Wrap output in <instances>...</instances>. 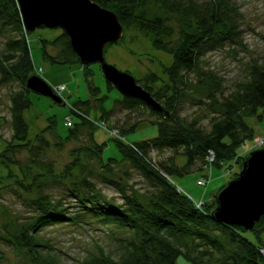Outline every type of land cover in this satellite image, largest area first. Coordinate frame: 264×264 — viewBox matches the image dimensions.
<instances>
[{
	"label": "trees",
	"instance_id": "1",
	"mask_svg": "<svg viewBox=\"0 0 264 264\" xmlns=\"http://www.w3.org/2000/svg\"><path fill=\"white\" fill-rule=\"evenodd\" d=\"M92 1L114 12L125 30L140 28L151 34L153 48L172 58L170 65L164 66L167 81L156 73L137 81L162 105L165 113L153 112L142 101L121 94L114 100L113 107L107 109L109 95L103 99L99 97L100 89L93 81V71L90 66H82L72 50L69 36L62 30L54 40L39 39L43 56L53 65L80 66L90 98L78 100L71 107L72 126L65 138L56 133L53 121L34 140H29L24 113L32 106V92L26 83L30 76L37 74L28 38L32 32L25 29L18 1L0 0V34L11 32L17 36L7 41L0 53V86L12 81L21 84V88L11 95L12 138L7 142V153L2 159L20 170L23 179L17 182L19 186L28 194L36 195L28 203L33 212L29 223L9 241L25 251L34 262L61 264L58 256L51 252L49 243L41 237L42 229L63 223L83 227L94 221L105 226L113 224L121 232L130 233L131 238L123 241V253L118 259L101 250L99 257L89 255L81 264H175L181 255L193 264H264L260 252L264 248V216L252 231L221 224L212 216L217 207L214 196L198 209L194 200L171 180L173 176L184 177L193 171H205L209 167L210 152L215 157L211 166L216 170L231 167L234 162L242 167L245 157H240L239 149L248 140L255 139L254 130L246 120L263 118L264 56L262 62L251 66L248 79L228 95H218L225 82L223 78L204 71L198 73V85L209 87V99L219 107V115L210 120L209 131L198 119L188 120L181 115L185 91L191 83L189 75L200 70L203 57L226 47L243 49L246 46L240 6L232 0ZM151 11L162 15L151 18ZM174 20L179 24L177 29L171 24ZM55 46L60 48L57 54L49 51ZM154 85L159 87L154 90ZM107 88L115 90L109 82ZM117 107L135 114L143 108L148 109L157 118L151 122L157 128V136L133 141L132 146L115 139L121 158L104 161L102 155L107 147L97 142L95 130L99 128L91 115L93 113L94 118L107 124ZM137 126L110 129H117L126 136L135 132ZM49 133L60 140V147L72 140L86 138L90 141L88 146L73 151V164L65 167L64 173H58L55 165L45 160L51 148L47 138ZM166 150L172 151L175 157L164 161L155 158ZM22 151L29 153L27 165L8 159L9 155ZM176 156H183L185 164L179 166ZM84 159H98L107 172L113 171L114 164H128L137 170L155 191L149 203L142 204L135 194L125 192L121 183L115 181L107 182H112L122 194L123 203L114 205L106 201L84 176ZM76 169L77 176L67 187L65 183L73 177ZM54 184L64 189L63 194L56 196L48 192ZM73 209L76 211H71ZM217 233H221L226 243L217 237ZM226 246H229L228 253ZM214 252H224L225 255L221 260H214Z\"/></svg>",
	"mask_w": 264,
	"mask_h": 264
},
{
	"label": "rangeland",
	"instance_id": "2",
	"mask_svg": "<svg viewBox=\"0 0 264 264\" xmlns=\"http://www.w3.org/2000/svg\"><path fill=\"white\" fill-rule=\"evenodd\" d=\"M232 1L240 6L244 16L242 29L246 46L243 49L226 47L224 50L206 54L200 63V70L196 74L189 75L191 83L187 85L185 91L186 100L182 106L181 115L188 120L198 119L206 131L210 130V120L219 115V107L212 102V99H209V87L198 85V73L204 71L223 78L225 82L218 95H228L239 83L248 79L251 66L262 62L261 59L264 56V0ZM157 15L162 14L150 12L151 18ZM171 24L174 29L179 26L175 20ZM61 34V29L46 28L37 29L28 37L34 66L38 72H41L40 76L54 89L60 86L65 88L54 91L64 100L65 106L56 105L50 99L33 93L30 95L32 106L24 113V118L29 126V140H34L53 121L56 133L65 138L69 133L70 125L67 124V119L71 116V107L78 100L86 101L90 98L80 66L53 65L43 56L39 39L54 40ZM16 37L11 32L1 33L0 53L4 51L6 42ZM59 50L60 48L57 46L49 48L53 54H57ZM104 56L109 65L115 66L121 72L131 74L137 81L152 73L164 77V66L170 65L172 60L165 52L153 48L152 35L146 34L140 28L124 29L121 39L115 44L108 45ZM89 66L93 71V81L100 89L99 97L103 99L105 95H109L110 99L105 107L111 109L114 100L120 98V93L116 89L108 90L100 64L95 63ZM164 78L166 80V77ZM206 82L209 84L208 81ZM158 87L159 85H154V90ZM20 88L21 84L17 81L0 86V264H41L40 261L34 262L25 251L12 245L9 241L19 235L29 223L33 212L28 203L30 199L36 197L35 194H28L17 183L23 179L18 167L7 165L2 159L7 153V142L12 138L11 95ZM261 114H263L262 120L257 118L246 120L254 130L255 139L248 140L239 149L240 157H245V160L250 153L264 149V113ZM91 118L101 121L94 118L93 113ZM156 120L157 118L152 116L146 108L135 114L122 111L117 107L114 114L110 115L107 120V124L109 128L123 130L137 124L135 132L124 136L128 143H132L157 136V128L151 124ZM95 131L98 143L106 144L107 147L103 152L102 159L108 161L121 158L120 151L113 141L117 137L111 136L105 130L96 129ZM47 138L51 143V148L48 150L45 160L52 162L58 173H64L67 166L73 164L74 150L88 146L90 142L83 138L82 140H72L60 147L58 145L60 140L53 133H49ZM29 157L27 151H22L15 155H9L8 159L12 158L22 165H27ZM171 157L175 156L170 150L155 155L159 161ZM176 161L179 166H182L186 159L183 156H176ZM83 162L86 165L84 176L95 185L96 191H100L105 200L111 204L120 205L123 203L122 194L111 184L113 181L121 183L125 192L135 194L139 201L145 205L149 203L150 196L155 192L150 182L128 164H114L113 171L107 172L98 159L90 161L84 159ZM241 171V165L234 162L233 166L221 170L209 166L205 171H193L184 177L173 176L171 180L193 200L201 201V199H209L211 194L215 196L224 185L237 179ZM76 176L77 169L73 172V177L65 183L67 187L71 185L70 183L75 180ZM48 192L58 196L63 194L64 189L54 184L52 188L48 189ZM40 235L49 243L52 248L51 252L58 256L61 264H81L89 255L99 257L101 250L114 259H118L123 253V241L131 238L130 233L121 232L113 224L105 226L94 223V221L83 227L74 224H55L43 228ZM216 235L226 243V239L222 237L221 233ZM245 235L251 237L250 234L245 233ZM228 251L229 246H226V253ZM224 255V252H214L212 259L221 260ZM175 264H193V262L181 255Z\"/></svg>",
	"mask_w": 264,
	"mask_h": 264
},
{
	"label": "water",
	"instance_id": "3",
	"mask_svg": "<svg viewBox=\"0 0 264 264\" xmlns=\"http://www.w3.org/2000/svg\"><path fill=\"white\" fill-rule=\"evenodd\" d=\"M17 1L27 32L40 27L63 30L82 66L100 64L105 80L123 97L138 99L151 111L165 113L162 105L131 74L121 72L106 62L105 49L117 43L124 32L114 12L92 0ZM26 85L33 94L65 106L64 100L40 75L30 76ZM214 199L217 207L213 219L252 231L264 216V149L250 153L238 178L224 185Z\"/></svg>",
	"mask_w": 264,
	"mask_h": 264
},
{
	"label": "built area",
	"instance_id": "4",
	"mask_svg": "<svg viewBox=\"0 0 264 264\" xmlns=\"http://www.w3.org/2000/svg\"><path fill=\"white\" fill-rule=\"evenodd\" d=\"M41 71H42V70H41ZM40 73H41V72H38V71H37V75H40ZM53 89H54V88H53ZM56 89H57L58 91H60V90H63V89H65V88H64V86H60L59 88H55L54 91H55ZM92 121H93V123H94L99 129H101V130H105V131H108V132L110 133L111 136H115V137H117V138H116L117 140H120L121 142H123V143H125V144H128V145L130 144V146H132V143H128L127 140H126V138H125L124 136L121 135V133H120L119 130H117V129H110V128L108 127V125L106 124V122H103V121H97V120H92ZM67 124L70 125V127L72 126V119H71L70 116H69V118L67 119ZM214 160H215L214 154H213V152H210V154H209V158H208L209 166H211V164L214 162ZM178 188H179V187H178ZM179 190L182 191L180 188H179ZM189 197H190V196H189ZM190 198H191V197H190ZM205 202H206L205 200H201V201H195V200H194L195 206H196L198 209H202V207H203V205H204ZM260 252H261V254L264 256V248H262V249L260 250Z\"/></svg>",
	"mask_w": 264,
	"mask_h": 264
},
{
	"label": "crops",
	"instance_id": "5",
	"mask_svg": "<svg viewBox=\"0 0 264 264\" xmlns=\"http://www.w3.org/2000/svg\"><path fill=\"white\" fill-rule=\"evenodd\" d=\"M57 38V37H56ZM81 69V68H80ZM82 70V69H81ZM44 71V70H43ZM107 109H109V108H107ZM95 138H96V136H95ZM98 142V141H97ZM177 162V161H176ZM211 197L209 198V199H207V200H205V201H210L211 200V198L214 196V194H211L210 195ZM202 200V199H201Z\"/></svg>",
	"mask_w": 264,
	"mask_h": 264
}]
</instances>
